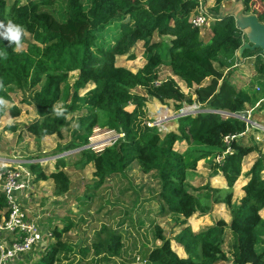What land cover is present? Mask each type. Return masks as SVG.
Wrapping results in <instances>:
<instances>
[{"label": "trees", "instance_id": "1", "mask_svg": "<svg viewBox=\"0 0 264 264\" xmlns=\"http://www.w3.org/2000/svg\"><path fill=\"white\" fill-rule=\"evenodd\" d=\"M214 1L209 12L216 20L207 38L189 22L198 7L197 0H31L11 6L0 0V21L22 24L26 30L23 45L28 43L26 50L14 52L7 41L0 40V51L4 53L0 56V79L6 86L0 96L10 100V94L17 90L31 93V98L23 102L34 106L38 116L28 126L32 135L37 139H64L69 130L70 143L59 146L63 154L89 146L96 128L115 131L120 136L113 145L98 152L84 148L77 154L85 166L93 165L96 186L134 166L145 175H155L160 186L157 198L164 214L185 220L181 227L199 214L208 215L214 205L221 203L229 209L230 223L219 221L199 232L190 227L181 230L176 243L187 257H180L171 239L155 228L161 244L146 247L139 258L141 263L221 264L232 260L233 264H264V156L258 144L245 142L252 119L246 120V106L252 103V97L234 84L231 73H224L225 67L237 61L246 35L234 15H221L227 0ZM56 2L65 5L63 19L45 9ZM242 2L247 13L264 23V0ZM113 29L117 31L108 36ZM167 36L169 41L164 39ZM139 44H143L146 60L143 68L133 72L117 65L121 57L136 59L134 50ZM242 56L256 57V73L264 76L260 49H245ZM162 66L173 74L164 81L159 76ZM75 72L78 77L70 84V75ZM176 78L186 84L188 95ZM150 98L163 104L172 101L178 110L186 103L208 111L179 118L180 134L172 132L163 137L158 127L146 122ZM57 102L66 110L64 117L51 111ZM129 106L134 109L129 111ZM219 111H227L231 117L224 118ZM8 113L16 118L20 110L0 107V119ZM5 129L16 131L11 125ZM178 142H189L198 149L182 154L175 149ZM213 150L225 154L221 163H212L211 167L214 176L223 175L229 189L207 185L197 189L196 196L190 191L187 173L196 169L198 161L215 156ZM195 152H200L199 156H194ZM252 154L259 156L248 173L244 196L234 205L230 188L241 177L243 159ZM65 159L59 158L57 166L67 167ZM28 166L36 175L35 181L54 182L56 195L69 192L71 178L59 166L49 174L40 164ZM9 214L6 198L0 193V224ZM70 228L67 225L62 231L56 230L52 235L55 243L33 264H57L62 253L74 251L62 240ZM227 231L233 238L232 259L224 250ZM122 245L119 234L108 233L93 247H82L81 252L84 256L93 252L95 261L106 262L121 256Z\"/></svg>", "mask_w": 264, "mask_h": 264}, {"label": "rangeland", "instance_id": "2", "mask_svg": "<svg viewBox=\"0 0 264 264\" xmlns=\"http://www.w3.org/2000/svg\"><path fill=\"white\" fill-rule=\"evenodd\" d=\"M6 1L11 6L16 2L26 4L31 0ZM34 1L41 2V0ZM227 1H231V5H227L228 11L236 12L240 7L238 0ZM197 2L198 5L202 2L210 11L213 9L208 0H197ZM45 9L55 13L59 19H63L64 4L56 2L53 5L46 6ZM196 12L195 10L193 14ZM211 15L215 18L213 14ZM215 20L211 19L209 26L200 29L204 37L209 38L211 36ZM116 31V29H113L107 35L110 36ZM245 35V43H247L249 37L246 33ZM164 39L169 41L171 38L167 36ZM27 45L28 43H25L23 49L26 50ZM142 45L139 44L134 50L136 59L131 60L127 57H121L118 58L117 65L126 67L133 72L143 68L146 60L142 55ZM237 55L239 60L234 61L231 67H225L224 73L226 76L231 73V78H235L234 84L252 97V103L246 106L248 119H252H250L251 127L248 130L245 142L258 144L261 155L264 156V76L256 73V67L254 66L256 57L243 59L241 62L240 55L238 53ZM159 76L160 81H164L171 78L173 74L166 66H162ZM77 77V72L72 73L70 84H73ZM176 80L188 95L189 89L186 84L177 78ZM89 88H92V86ZM85 92L83 91L82 94ZM10 97L8 104L5 106L6 109L10 111V109L18 107L20 115L12 118L8 113L0 121V160L6 161L13 169L19 166L24 167L25 164L24 168L31 173L32 171L28 166L31 163L40 164L48 174L53 173L59 166L71 178V188L66 194L56 195L54 182L49 180L48 183L45 182L43 186L34 189L35 191H30V196H33V198L32 201H28L26 204L31 216L37 217L39 215L41 218L40 229L44 238L38 246L34 247V249H38L37 251L50 247V239L56 230L62 231L67 225H71L62 240L72 245L74 251L62 253L59 264H145L139 260V258L142 259L141 254L145 248H153L161 244L155 237V228L159 227L164 236L171 239L172 248L173 250L176 249L175 251L178 254L181 248L176 243V236L184 227H190L193 232H199L219 221L228 223L231 220L229 209L226 205L220 203L214 205L212 212L208 215L202 216L199 214L187 220L186 224L181 227L185 220L172 214H164L162 204L157 198L160 186L157 179L154 178L155 175H145L136 166L123 175L110 177L106 184L96 186L93 165L85 166L77 154L84 148H93L97 152L103 150L105 147L113 145L117 140V136L120 135L115 131L96 128L90 138L89 146L62 154L59 151V146L70 143V131L66 130L64 139H59L57 136L37 139L28 131L29 124L38 118L36 109L34 106L23 102L26 97L31 98V93L17 90L12 92ZM133 109L134 106L128 107L129 111ZM183 111H188L191 115L200 113L196 104L190 106L185 103L184 107L178 110L176 104L172 101L163 104L157 99L150 98L147 102L146 122L150 126L158 127L163 137L172 132L180 134L178 116ZM219 113L224 118L231 117V114L227 111H219ZM6 125L15 126L16 131H6L4 129ZM92 144L95 147H91ZM175 149L182 154H187L198 148L189 142H178L175 144ZM229 151L230 149L226 153ZM213 152L215 156L198 161L196 169L187 173L189 186L192 187L190 191L196 196H199L196 190L207 185L223 191L229 189V184L223 175L220 173L214 176V170L211 167L212 163H221L225 158V154H217L214 150ZM195 153L194 156L200 154V152ZM256 155L252 154L243 159L241 177L230 188L234 195V205H238L244 196L243 187L249 181L248 173L256 162ZM63 157L66 158L64 161L67 163V167L62 168L60 165L57 166V162L59 158ZM261 215L264 218V210ZM63 221H66V225L62 224ZM104 227H106V230L103 234L102 229ZM108 233H117L121 236L123 245L120 257L99 263L95 261L93 252L85 256L82 254V247H93L98 238L103 239ZM225 238L224 250L228 253V257L232 259L230 248L233 244V238L230 237L228 231L225 233ZM2 245L6 246V244ZM181 250L183 251V249ZM181 253H184V251ZM221 264L233 263L232 260H229Z\"/></svg>", "mask_w": 264, "mask_h": 264}, {"label": "built area", "instance_id": "3", "mask_svg": "<svg viewBox=\"0 0 264 264\" xmlns=\"http://www.w3.org/2000/svg\"><path fill=\"white\" fill-rule=\"evenodd\" d=\"M196 11L189 20L196 29L209 26L210 20L215 19L202 2ZM226 142L229 144L228 138ZM0 163V190L6 198L10 212L9 218L0 225V231L16 235L9 245L0 244V264H12L20 255L32 252L43 241L44 235L20 201V194H30L32 191L34 175L22 166L13 169L6 161L0 160Z\"/></svg>", "mask_w": 264, "mask_h": 264}, {"label": "water", "instance_id": "4", "mask_svg": "<svg viewBox=\"0 0 264 264\" xmlns=\"http://www.w3.org/2000/svg\"><path fill=\"white\" fill-rule=\"evenodd\" d=\"M238 3L240 5L238 10H236V12H231L227 10V5H231V1H226L225 4L223 5V12L221 13V15L222 16L234 15L239 28H241L249 37V42L244 43L243 47L238 52V54L240 55L239 57L240 61H243L242 54L245 49H250V50L260 49L261 53L264 56V23L259 21V19L253 14L245 15L246 11L242 0H238ZM188 115H191L190 112L183 111L180 113L178 118L186 117ZM246 120L250 122L249 119ZM118 137L119 136H117V139ZM93 146L95 147L94 144L91 145V147Z\"/></svg>", "mask_w": 264, "mask_h": 264}, {"label": "crops", "instance_id": "5", "mask_svg": "<svg viewBox=\"0 0 264 264\" xmlns=\"http://www.w3.org/2000/svg\"><path fill=\"white\" fill-rule=\"evenodd\" d=\"M210 3H211V8H213L214 7V5H215V1L214 0H208ZM245 15H251L250 13H245ZM245 33V32H244ZM196 106H197V108L199 109V111L200 112H203V110L202 109H200V106L199 105H197L196 104ZM198 111V112H199ZM4 118V117H3ZM2 119V118H1ZM1 119H0V121H1ZM7 126H9V125H6L5 127H4V129L7 127ZM179 129V128H178ZM6 130V129H5ZM7 131V130H6ZM175 131V130H174ZM177 132V131H176ZM241 137V136H240ZM0 139H1V134H0ZM1 141V140H0ZM250 156V155H249ZM257 157L259 156V155H256ZM24 167L26 166L25 164L23 165ZM54 171H57V169H55ZM34 175V184H33V188H32V192L33 191H35L34 189H37L39 186H43V184L45 183V182H47L48 183V181H35V174H33ZM264 176V175H263ZM250 180V179H249ZM249 182V181H248ZM42 184V185H41ZM248 184V183H247ZM246 184V185H247ZM35 185V186H34ZM245 185V186H246ZM244 186V187H245ZM243 187V188H244ZM244 192V191H243ZM0 193H2L1 192V190H0ZM31 194H20V201H21V203H22V205H23V207H24V209H25V211H26V213L29 215V217L31 218V219H34V220H36V222L38 223V225L40 226V220H41V218H40V216L38 215L37 217H34V216H31L30 215V213H29V210L26 208V204L28 203V201H32V198H33V196L31 197L30 196ZM231 221V220H230ZM230 221L228 222V223H230ZM51 222V221H50ZM4 223V222H3ZM2 223V224H3ZM62 224H64V225H66V221H63L62 222ZM1 225V224H0ZM50 226V225H49ZM64 230V229H63ZM64 236V235H63ZM16 237V235L15 234H11V233H9V232H6V231H0V244H6V245H9L12 241H13V239ZM55 239H53V236H52V238L50 239V245L52 244H54L55 243V241H54ZM40 244V243H39ZM39 244H37L36 246H38ZM35 246V247H36ZM157 246H159V245H157ZM179 246V245H178ZM180 247V246H179ZM40 248V247H39ZM181 249H183V251H184V253H181V252H183L181 249H180V251H178V254H179V256H181V257H187V254H186V252H185V250H184V248H182V247H180ZM47 249H48V247H46V248H43V249H40L39 251H37L38 249H33V251L32 252H29V253H26V254H23V255H20L19 257H17L15 260L16 261H14V263H12V264H33V263H35L36 261H38V260H40V258H41V256L43 255V254H45L46 253V251H47ZM176 250V249H175ZM35 261V262H34ZM57 264H59V263H57Z\"/></svg>", "mask_w": 264, "mask_h": 264}, {"label": "clouds", "instance_id": "6", "mask_svg": "<svg viewBox=\"0 0 264 264\" xmlns=\"http://www.w3.org/2000/svg\"><path fill=\"white\" fill-rule=\"evenodd\" d=\"M25 31L26 30L22 24L16 23L13 20H8L7 23L0 21V40L7 41L8 46L14 52H20L23 49ZM3 54L4 53L0 51V56H3ZM5 87L3 80L0 79V90H3ZM7 104L8 100L4 96H0V107H4ZM51 111L57 117H64L66 110L61 106L60 102H57L52 106ZM73 127H79V125L74 124Z\"/></svg>", "mask_w": 264, "mask_h": 264}]
</instances>
